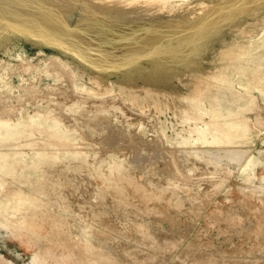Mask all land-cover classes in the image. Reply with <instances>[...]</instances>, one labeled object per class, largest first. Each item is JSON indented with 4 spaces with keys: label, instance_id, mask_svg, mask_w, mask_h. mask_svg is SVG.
Segmentation results:
<instances>
[{
    "label": "rangeland",
    "instance_id": "obj_1",
    "mask_svg": "<svg viewBox=\"0 0 264 264\" xmlns=\"http://www.w3.org/2000/svg\"><path fill=\"white\" fill-rule=\"evenodd\" d=\"M0 264H264V0H0Z\"/></svg>",
    "mask_w": 264,
    "mask_h": 264
},
{
    "label": "water",
    "instance_id": "obj_2",
    "mask_svg": "<svg viewBox=\"0 0 264 264\" xmlns=\"http://www.w3.org/2000/svg\"><path fill=\"white\" fill-rule=\"evenodd\" d=\"M15 28L20 32V33H25V32H27V31H30L31 30V32L32 33H35L37 30V28L34 26V27H26V26H22V25H16L15 26ZM46 39H42L46 44H49V45H53V42H54V40L55 39H53V40H50V39H47V37H45ZM55 42H57V41H55Z\"/></svg>",
    "mask_w": 264,
    "mask_h": 264
}]
</instances>
